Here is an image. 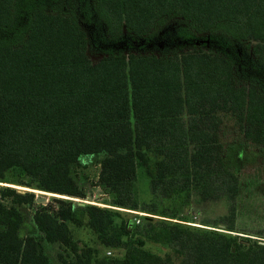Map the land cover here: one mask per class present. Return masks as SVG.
I'll use <instances>...</instances> for the list:
<instances>
[{
	"label": "trees",
	"instance_id": "16d2710c",
	"mask_svg": "<svg viewBox=\"0 0 264 264\" xmlns=\"http://www.w3.org/2000/svg\"><path fill=\"white\" fill-rule=\"evenodd\" d=\"M91 40L104 45L97 61ZM230 118L264 148V0H0V182L85 197L70 166L102 155L96 184L112 207L55 198L33 214L73 264H264V240L230 233L248 161L222 141ZM139 168L148 202L136 197ZM180 195L185 205L191 195L224 199L227 213L206 225L226 232L154 218H176L159 205ZM0 196L35 200L11 187ZM117 208L150 215L135 224ZM82 214L100 244L123 256L73 240L67 222L81 225ZM22 222L0 197V264H51L35 236L19 235Z\"/></svg>",
	"mask_w": 264,
	"mask_h": 264
},
{
	"label": "rangeland",
	"instance_id": "374dc122",
	"mask_svg": "<svg viewBox=\"0 0 264 264\" xmlns=\"http://www.w3.org/2000/svg\"><path fill=\"white\" fill-rule=\"evenodd\" d=\"M90 30L89 27H86ZM131 41V40H130ZM124 41L122 45L118 46H128L133 43ZM130 42V43H129ZM146 41H141L138 47L145 49L147 46H152ZM135 45V44H134ZM104 49V45L94 43L93 40L90 42L88 49L89 56L92 61H97L101 56V50ZM228 130L223 132L222 141L227 145H236L237 150L235 155L238 159L245 153L248 158L246 164L238 171L239 177V194L237 196V217L235 223V231L230 232L231 234H238L242 236H247L252 239L264 240V236L258 234V231H264V148L254 145L250 142L244 140L242 131L237 124L233 122V119L228 120ZM227 132V133H226ZM242 152V153H241ZM243 156V155H242ZM102 159V155H82L80 158L71 164L70 172L78 184V186L86 194L85 197H70L66 195H59L52 192L42 191L30 187L8 184L0 182V190L4 187H11L16 189L18 192L23 193L25 191L33 192L36 196H42L46 198L45 203H38L36 199L30 204H13V198L10 196L1 197V201L6 206L15 205L20 210L23 222L21 224L19 235L24 237L26 235L35 236L41 243L43 251L48 256L51 264H73L75 256L74 254L65 246L58 242L49 243L43 238V233H41L33 220V214L38 208H46L52 205H56L55 198H65L73 200L77 208L78 204H94L101 207H112V197L111 194L98 186L97 179L99 174V162ZM135 193L137 200L139 202H148L151 200V195L148 188V177L145 175L141 168L138 169V175L135 183ZM172 202L164 200L160 203L159 207L163 208V205L170 207L177 213L176 218L169 219L164 218L159 215H155L156 218H163L166 220H171L174 222H179L182 225H188L191 227H201L208 229H215L219 231L225 230L220 227H212L206 225V220H216L219 216L227 213V204L224 199L217 201H207L200 202L195 195H191L189 203L184 204L182 196H177ZM114 208V207H113ZM121 211H125V217H132L135 224L141 222L143 214H138L140 211L128 210L124 208ZM132 213V214H131ZM134 213V214H133ZM145 213V212H141ZM83 217V222L81 225H77L71 221H68V226L70 228V233L74 241L77 242L79 246L88 245L96 248L100 255L108 256H123L124 251L121 249H110L105 248L100 244L99 240L87 226H86V216ZM133 215V216H132ZM139 218L140 221L137 223L135 219ZM140 239V244L143 248L152 251L158 255L164 256L169 250L156 242L149 240H143L142 238L135 237L133 240L138 243Z\"/></svg>",
	"mask_w": 264,
	"mask_h": 264
},
{
	"label": "water",
	"instance_id": "95a60500",
	"mask_svg": "<svg viewBox=\"0 0 264 264\" xmlns=\"http://www.w3.org/2000/svg\"><path fill=\"white\" fill-rule=\"evenodd\" d=\"M36 201L38 203H45L46 202V198L45 197H42V196H36Z\"/></svg>",
	"mask_w": 264,
	"mask_h": 264
},
{
	"label": "built area",
	"instance_id": "2783aa9c",
	"mask_svg": "<svg viewBox=\"0 0 264 264\" xmlns=\"http://www.w3.org/2000/svg\"><path fill=\"white\" fill-rule=\"evenodd\" d=\"M137 212V211H136ZM138 214H143V215H150V214H148V213H141V212H138ZM135 221L138 223L139 221H140V219L139 218H137V219H135Z\"/></svg>",
	"mask_w": 264,
	"mask_h": 264
}]
</instances>
